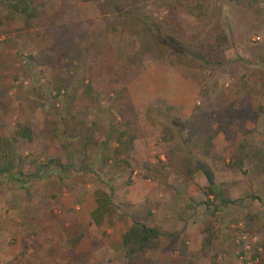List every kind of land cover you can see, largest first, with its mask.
I'll return each instance as SVG.
<instances>
[{
    "label": "rangeland",
    "instance_id": "obj_1",
    "mask_svg": "<svg viewBox=\"0 0 264 264\" xmlns=\"http://www.w3.org/2000/svg\"><path fill=\"white\" fill-rule=\"evenodd\" d=\"M36 1L30 25L0 8V135L13 174L35 176L0 178L2 258L124 264L112 242L134 216L161 232L145 264H264V0ZM136 13L208 63L159 52ZM194 113L215 131L205 160L223 202L166 159ZM100 192L111 204L95 221ZM55 231L69 250L48 247ZM80 238L88 249L74 252Z\"/></svg>",
    "mask_w": 264,
    "mask_h": 264
},
{
    "label": "trees",
    "instance_id": "obj_2",
    "mask_svg": "<svg viewBox=\"0 0 264 264\" xmlns=\"http://www.w3.org/2000/svg\"><path fill=\"white\" fill-rule=\"evenodd\" d=\"M42 6L43 4L36 0H0V8L7 9L10 13L20 15L24 25H30V23L39 16L40 11L37 7ZM133 19L142 26L159 52L183 55L196 67H203L208 63L200 54L187 50L175 35L165 32L161 24L150 15L136 13L133 15ZM219 38L223 39L222 36H219ZM260 85L264 89V75L263 78H261ZM85 89L90 90V86L85 85ZM255 113L264 115V104L257 105ZM192 118H198L197 122H199V125H194L196 128L193 127L192 132L170 151L166 159L172 169L183 176L188 177L194 172H199L205 179L207 194L212 195L213 199L215 198L219 202H223L224 199H222L218 188L214 185L213 173L210 165L205 160L211 157V140L215 131L211 130L206 118L201 116V114L194 113V115L191 116V119ZM79 124H81V122H79ZM16 132L18 136L30 139V132L27 127L20 128ZM79 137L83 140V145H81L83 149L94 144L89 128H86L84 132L82 131ZM118 140L119 139H117V142ZM0 154V178L8 177L18 181L20 184L25 183L27 179L33 180L35 178L34 175H27V177L23 179L19 174H13L12 169L14 168L16 157L13 153L11 138L0 135ZM46 176L45 174H39V178H45ZM225 202L233 203L230 200H226ZM110 204L108 194L103 192L98 193L96 206L90 213L91 217H93L95 221H98ZM205 208L208 209V203L205 204ZM129 218L130 224L120 236V246L124 264H145V254L148 250L157 248L161 232L157 227L149 226L145 222L138 221L134 216H130ZM207 229L206 227V230Z\"/></svg>",
    "mask_w": 264,
    "mask_h": 264
},
{
    "label": "crops",
    "instance_id": "obj_3",
    "mask_svg": "<svg viewBox=\"0 0 264 264\" xmlns=\"http://www.w3.org/2000/svg\"><path fill=\"white\" fill-rule=\"evenodd\" d=\"M65 218L66 219L63 220L64 221L63 224L66 226V225H68L69 221L67 220L68 217H65ZM73 219H75V218H73ZM73 219H70V220H73ZM54 221L57 223L60 220L59 219H54ZM78 222H79V224H82V223L83 224H86V220L85 219H83V221H81V219H79ZM48 234H49L48 241L50 240L48 247H51V248L52 247H55L58 250L57 253L60 252V246H61V244H62V246H64L62 248V250H65V249L69 250L70 249V247H71L70 244L68 242H65L64 241V237L65 236H63V237L58 236V234L56 233V231L54 233H48ZM79 237H81V236H79ZM61 240H63V241L61 242ZM113 240L114 241L112 243L115 244V251H118L119 250V245H120L119 238L118 237L117 238L114 237ZM41 243H44L45 244L44 238L42 236H40V241H38V244L39 245H41ZM71 243H76V242H71ZM76 246H77V249H75L74 252H76V251L77 252L78 251H85V250L88 249L84 245V240H82V238L79 239V241L77 242ZM64 262L65 261H62V262L61 261H55L53 263L52 262H44V261L43 262H40V261H30L29 263H24V262H22V263H20V262L19 263H8V261H6L4 258H2V254L0 252V264H65Z\"/></svg>",
    "mask_w": 264,
    "mask_h": 264
}]
</instances>
